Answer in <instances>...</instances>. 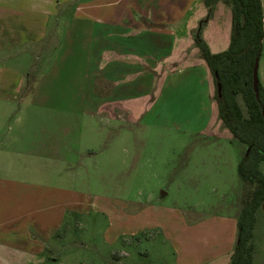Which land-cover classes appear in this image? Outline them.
I'll return each mask as SVG.
<instances>
[{
  "label": "rangeland",
  "instance_id": "1",
  "mask_svg": "<svg viewBox=\"0 0 264 264\" xmlns=\"http://www.w3.org/2000/svg\"><path fill=\"white\" fill-rule=\"evenodd\" d=\"M48 41L47 50L34 46L5 61L22 71L25 85L17 101L0 103V183L71 190L81 205L93 197L97 205L65 217L51 237L59 234V243L47 247L58 249L56 255L47 248L45 254L56 264H197L221 253L211 243L224 251L232 238L234 248L244 189L237 166L245 146L218 117L212 126L217 108L205 102L206 83L193 76L194 87L170 92L169 78L160 95L151 93L156 102L142 118L110 121L111 128L65 97L78 93L79 58L66 54L67 45L61 52L53 47L55 37ZM257 81L264 86V38ZM60 110L79 115L70 119ZM259 169L264 175V162ZM23 188L14 184L15 191ZM30 237L41 241L33 231ZM250 243L252 264H264V202ZM0 250V264H41Z\"/></svg>",
  "mask_w": 264,
  "mask_h": 264
},
{
  "label": "crops",
  "instance_id": "2",
  "mask_svg": "<svg viewBox=\"0 0 264 264\" xmlns=\"http://www.w3.org/2000/svg\"><path fill=\"white\" fill-rule=\"evenodd\" d=\"M261 6L264 21L262 2ZM206 13L202 0H0V103L17 101L25 85L22 71L7 65L6 59L29 53L34 46L47 50L52 47L48 39L55 37L60 43L52 41L53 47L61 52L67 45L66 54L78 56L76 67L82 72L77 82L73 79L78 93L65 97L82 104L81 113L100 117L108 127L112 128L110 121L134 123L142 118L156 102L151 93L161 92L169 78L173 92L194 87L192 78L199 77V85L206 83L205 102L209 99L217 108L213 77L193 42L194 30ZM229 37L228 9L217 3L202 38L217 54L227 49ZM60 112L70 119L79 115L78 110ZM213 113L212 126L218 117V112ZM14 184L24 190L15 191ZM32 189L0 183V248H9L16 258L27 261L59 263L45 254L49 245L59 243V234L55 244L50 243L55 241L53 233L61 230L65 217L71 220L95 209V198L81 205L71 190ZM31 231L41 241L31 238ZM233 241L224 251L211 243L210 250L221 253L197 264H228ZM57 250L49 251L56 255Z\"/></svg>",
  "mask_w": 264,
  "mask_h": 264
},
{
  "label": "trees",
  "instance_id": "3",
  "mask_svg": "<svg viewBox=\"0 0 264 264\" xmlns=\"http://www.w3.org/2000/svg\"><path fill=\"white\" fill-rule=\"evenodd\" d=\"M217 3L228 9L230 37L225 51L212 54L202 38V30L211 20ZM204 4L207 13L193 33L194 46L213 77L214 98L222 127L233 140L245 146L237 166L239 179L244 184L243 200L228 264H252L250 242L255 215L264 202V175L259 169V163L264 162V90L257 83L256 99L252 89V68L255 58L260 55L264 37L263 11L260 0H206Z\"/></svg>",
  "mask_w": 264,
  "mask_h": 264
},
{
  "label": "water",
  "instance_id": "4",
  "mask_svg": "<svg viewBox=\"0 0 264 264\" xmlns=\"http://www.w3.org/2000/svg\"><path fill=\"white\" fill-rule=\"evenodd\" d=\"M258 60H259V55L255 58L253 68H252V89L255 95V98H258V91H257V68H258ZM217 93L219 96L220 93V88L217 86Z\"/></svg>",
  "mask_w": 264,
  "mask_h": 264
}]
</instances>
